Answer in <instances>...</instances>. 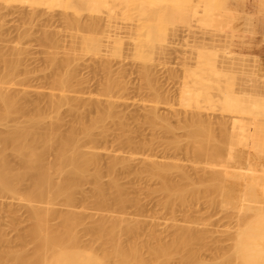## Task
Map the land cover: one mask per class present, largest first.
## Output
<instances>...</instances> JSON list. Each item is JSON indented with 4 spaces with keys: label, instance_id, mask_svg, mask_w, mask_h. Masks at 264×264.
Instances as JSON below:
<instances>
[{
    "label": "rangeland",
    "instance_id": "374dc122",
    "mask_svg": "<svg viewBox=\"0 0 264 264\" xmlns=\"http://www.w3.org/2000/svg\"><path fill=\"white\" fill-rule=\"evenodd\" d=\"M194 1L192 9L202 11L204 0ZM217 1L220 4L222 0H214V8L221 12L220 24L216 28L206 27L211 28L210 31L201 29L198 22L191 21L190 27V24L180 20L175 22L177 25L168 24L165 14L167 15L173 7L171 0L153 1L150 4L152 14L149 20L141 18L148 4L147 0H117L120 8H113L115 11L119 10L114 15L111 14V18L107 16L109 5L102 7L100 12L78 8V13H74L65 0H57L54 5L46 6L0 0V73L5 71L6 61H18V72L13 79L11 90L24 94L23 102L26 107L25 114H12L0 120V132L11 128L15 123L22 124L27 117L35 116L36 106L44 112L46 121L55 123L59 130L65 133L75 121L80 120L88 124L97 115L98 109L89 104L90 101H98L100 107L112 103L115 115L111 116L110 120L107 118V121L98 123L91 129V134L89 131L86 133L88 135L79 132L78 143L83 146L82 149L94 145L99 152L102 169L99 183L104 186V198L114 202L118 189L125 196L121 208L115 204L100 206L94 183L89 180H83L80 188L73 192L74 201L70 206L60 197L53 205L47 203L46 197L28 203L20 200L18 193L0 190V230L7 239L4 245H15L18 242V234L35 221L30 212L31 208L46 213L47 208L52 206L48 216L50 224L61 227L63 222H68L78 236L83 234L86 227H94L101 222L111 232L126 230L128 234H134L135 238L146 240L144 242L152 247L169 245L170 251L167 249L168 254L165 256L168 264H221L226 259L235 263L230 246L238 225L227 217L234 215L231 209L227 210L223 206L214 208L205 198L186 203H166L163 195L157 191L160 185L158 180L149 178L148 172L142 170L145 165L142 161L147 154L159 162L178 163L186 169L190 179L208 174L210 170L215 169L214 166L217 170L224 166L233 170H236L237 165L246 166L247 160L231 164L224 158L220 163L222 165L216 164L217 166L213 165L215 162L211 157L205 156L195 161L191 155L187 157L183 148L170 145L176 138L184 145L185 128L181 125L186 123L184 120L189 121L187 119L198 115L202 120L200 126L209 128L227 151L239 149L238 151L241 150L247 155L246 151L251 150V144L261 136L258 130L260 128L257 127L259 122L264 123V120H261L264 115L260 117L261 114L259 116L257 113L255 118L251 117V113L239 115L224 103L220 104L222 94L216 85L224 88L231 79L232 84L229 83V86L232 85L230 88L233 94L248 97H243L247 98L246 107L255 97H264V33L261 34L257 29V17L264 19V0H224L231 10L220 7ZM128 4L132 8H129ZM135 6L136 9L133 8ZM186 12L187 9L183 6V14ZM93 17H96V20L92 19ZM71 18L74 21L77 18L78 25L71 24ZM90 18L94 22L98 20L100 26L89 25L93 22ZM155 27L165 28L167 36L162 46L153 37L146 36V30L153 32ZM145 40L147 46L140 49L139 42L144 43ZM96 41L101 44L100 50L88 49V43ZM201 47L206 49L198 51ZM210 47L218 49L216 63L219 65V72H223V75L220 74L221 77L217 78L218 82L210 77L208 82L205 81L209 93L212 94L211 104L201 102L200 110L181 105L180 90L185 85L193 84L194 73L201 72L198 52H212ZM59 72L66 74L65 79L68 82L63 97L78 98L87 102L80 105L77 113L69 110L68 103L61 105L57 110L48 106L50 92L57 90L53 80ZM2 80L6 81L8 78ZM108 80H112L115 85L106 93L104 87ZM192 86L194 85L190 87ZM151 112L165 116L166 122L173 128L172 132L166 133L162 130L163 127H160L161 124L152 127L148 121ZM57 115L60 117L58 120ZM191 116L193 117L190 118ZM256 118H260V121L255 120ZM224 129H229L233 141L226 143L228 140L220 138ZM116 153L128 159L130 168L127 165L123 168L117 166L115 172L106 170L110 159ZM47 159L51 161L53 156L49 155ZM8 161L11 165L18 166L16 157H9ZM87 174H92V171ZM180 176V172H173L169 179L177 182L181 180ZM112 179H115L117 186L109 185ZM192 185L194 184H191V187ZM193 187V190H197L202 189L204 185L198 183ZM22 191L24 189L20 190ZM242 199L244 197L241 192L239 200ZM246 203L244 205H248V202ZM251 203L253 204V201H250L249 205ZM62 215H67L68 220L62 218ZM258 217L264 219V213H259ZM115 220L117 225L111 226V222L115 223ZM88 237L92 239L86 234L81 236L83 244L88 242ZM172 241H176L173 247ZM89 243L90 240L88 244H82V247L80 245V248L72 246L69 251L56 246L57 249H54L57 251L52 252L54 256L50 253L53 256L51 257L48 253L45 262L48 264L49 260L51 264L54 258L60 259L65 251H97V246ZM99 252L91 253L97 257L102 255L103 258V254ZM162 257V261L165 260ZM118 259V256L112 257L109 264H117Z\"/></svg>",
    "mask_w": 264,
    "mask_h": 264
},
{
    "label": "bare ground",
    "instance_id": "6f19581e",
    "mask_svg": "<svg viewBox=\"0 0 264 264\" xmlns=\"http://www.w3.org/2000/svg\"><path fill=\"white\" fill-rule=\"evenodd\" d=\"M6 1L27 2L32 6H46L54 5L57 0ZM153 1L163 0H147L148 4H146L145 10L141 14V18L145 20L151 19L152 6L150 4ZM65 3H67V6L73 10L74 13H78V8L89 12H100L102 7L109 5L110 8H108V12H106L109 14L107 16L110 18L119 10L115 11L113 8L115 6L120 8V4L117 0H65ZM171 4L173 7L170 8L167 15L165 14L168 24H174L178 20L185 24H190L192 21L198 22L197 24L202 27L201 29L205 28L206 30H210L211 28H207L211 26L216 28L220 24L221 12L214 8V0H204V8L202 11H195L192 9L195 4L194 0H171ZM127 6L131 7L130 4ZM183 6L187 9L185 15L183 14ZM123 8L121 7V9ZM133 8L136 9L137 6ZM199 12H201V14H198ZM251 16L252 15H250V17ZM92 19L96 20V17H93ZM92 19L90 18V21ZM76 20L74 21L73 19L71 24L78 25L77 23L79 20L77 18ZM94 20H92L93 22L89 25H92L93 27L100 26V22L98 20L94 22ZM177 23L179 24V22ZM146 36L153 37L154 40H157L158 44L162 46L167 34L165 28L155 27L153 32L146 30ZM146 43V40L144 43L139 42L138 47L142 49V47L147 46ZM88 44V49L94 51L100 50L101 44L98 41ZM201 49L204 50L206 48L201 47L200 50H197L201 51ZM203 50L201 54L198 52V62L201 64V72L194 73L195 79H192L194 81L193 84H191L194 86L191 88L190 84H188L190 86L185 85L180 90L179 95L181 105L190 106L197 110H200L202 106L200 104L201 102L206 101L211 104L210 102L212 101V94L209 93V87H206L207 85H205V81L208 82V77L215 81L217 78L221 77V70L219 72V65L217 66L215 58L218 49L214 50L212 48V52ZM225 50L227 51V49ZM207 54H210V56H207ZM17 62L18 61H6L5 71L0 73V83H3L0 84V120L8 118L12 114H23L24 111H26L23 102L24 94H19L11 90L14 84L13 79L18 72L19 65ZM202 71L207 72L208 75H205V72L203 73ZM147 72H145L146 76H148L149 73ZM221 75H223V72ZM4 78H8V80H2ZM65 78L67 79L66 74L61 72L55 76L53 84L56 86L57 90L55 92H50L48 106L51 109L57 110L61 105L68 103L70 105L69 110H71L72 113H77L80 105H85L87 102L85 103V101L78 98L68 99L63 97L65 86L68 83ZM227 82L229 81L227 80ZM227 82H225V85ZM229 83H231V79ZM229 83L224 88L221 86L219 87V84L216 83L219 92L222 94L219 99L221 102L220 104L224 103L229 109L237 114L251 113L253 116H250L255 118L258 113L259 116L261 114L260 117H263L264 97L259 96L254 98L252 96L254 99L251 101L247 100V102L249 101L250 103L249 106L246 107V105H248L246 103L248 97L244 95L247 98H243L244 96L242 97L241 95L237 96L233 94V90H231L232 83L230 86ZM114 85L115 84L112 80H108L104 87L105 92L108 93ZM249 99H251V96ZM89 104L94 105L98 109L97 115L88 124L80 120L75 121L65 133L60 131L59 126L55 123L46 121L44 112L41 108L36 106V108L34 107V109H36L35 116L27 117L25 121L21 122L22 124H19L20 122L15 123L16 125L11 126L9 129L7 128L4 132L1 131L0 190L9 193H18V198L28 203L46 197L47 203L53 205L55 200L60 197L66 205L70 206L74 201L73 192L80 188L83 180H89L94 183L95 195L98 197L97 202L100 206L104 204H115L118 208H121L125 196L120 189H118L115 194L114 202L107 201V199L104 198V186L99 183L100 172L102 170L100 167L99 152H97L94 145L82 149L83 146L81 147L78 143L79 132L88 135L86 133L89 131L91 134V129L95 128L98 123L107 121V118L110 120L109 118L115 115L114 113L116 112H114V105L108 103L107 105L100 107L98 101H90ZM207 106L210 107L211 105ZM248 107H250V109H248ZM34 113L35 112L33 111V114ZM79 115L80 114H78V116ZM58 117L59 116L57 115L56 120L60 119V117ZM164 117L165 116L161 117L156 115L155 112H151L148 118L149 124L152 127L161 124L160 127H163L162 130L164 129L166 133L172 132L173 128L171 127V124L168 125L166 122L167 119ZM192 117L193 116L190 118ZM259 119L256 118L255 120ZM187 120L189 121L184 120L186 123L181 125L183 126V129L185 128L184 145H182L183 143L181 140L176 138L170 143L172 147L183 148L188 155L187 157L191 155V157H194L195 161L205 156L214 159L213 161L215 163L213 165H222L220 163L224 158L227 162H231V164L247 160L246 162L248 163L246 166L238 167L237 165L236 170L225 166L222 167V169L217 170L214 166L215 170L212 166L214 170H210L208 174H204L197 179H190L187 175L188 173L186 169L183 166L178 165V163L159 162L158 160H154L152 155L147 154L142 161V163L145 164H142L144 165L142 170L148 172L149 178L158 180L160 185L157 191L163 195L166 203H186L205 198L214 208L216 206H223L227 210L231 209L234 215L229 212L231 217L227 216V213L224 214V216L233 219L232 221H236V224L238 225L235 234L233 235V242L230 246L235 257L233 259L235 262L234 264H264V219L258 217L259 213H264V125H262L264 123H258L260 125L257 128H260L258 130H260L261 136H259L260 138H257L258 141L257 139L254 140L257 143L255 142L254 144H251L252 147L251 150L249 149L250 151L246 148L249 152L246 151L248 154L245 155L241 150L238 151L239 149L227 151V149L217 141V138L215 137L216 135L214 136L209 128H202L203 126H200L202 120L199 115L198 117L196 116ZM179 128L181 127L179 126ZM252 129L254 130V127ZM228 130L224 129V131H222L223 134L220 137L221 139L228 140L226 143H229L234 139L230 136L229 133L231 132ZM91 136L87 137L91 138ZM252 140L253 139H251V141ZM245 143H247V141ZM171 146L169 147L171 148ZM169 147L167 148L169 149ZM9 155L16 157L18 166H13V164L11 165V163H9V157H12ZM49 155L53 156V160L49 161L47 159ZM127 165L128 168H130L128 159L121 157L116 153L110 159V164L106 170L109 172H115V170L118 169L117 166L123 168L127 167ZM89 171H92V174L88 175L87 173ZM173 172H180V177H182L181 180L176 182L169 179ZM198 183H203L204 187L202 189L198 188L197 190H193V186ZM191 184H194L192 185L193 188L191 187ZM109 185L113 187L117 186L115 179H112ZM245 188L246 191H244ZM23 189L24 191L20 192V190ZM241 192L244 197V199H242L243 201L241 200L242 202L239 200ZM250 201H253V204L251 203V205H249ZM246 202H248V205H244V203L247 204ZM52 209L53 207L49 206L47 208L48 212L43 213L38 211L37 208H31L30 212L35 221L30 227L18 234V242L15 245H4L3 243L7 241L6 235L0 230V264H46V255L49 253L51 256L50 253L56 252V246H59V248L63 250H68L69 248L72 249V246H78V248L82 247L83 242L81 236L83 237L85 234L86 236H91L92 239L88 237V242L90 240L89 244H95L97 246V251H100L103 254V258L101 257L102 255L98 256L99 258L96 254L94 255V253L97 252L96 250L88 251V249L87 251L90 252L88 253L87 251L84 252L85 250L81 251V249H76L77 251L74 250L73 252L68 253L65 251L60 259H52L53 262L51 264H109L111 258L114 256H118L119 258L117 264H168L166 263L168 260H166L167 258H165V256L168 254V252L166 253V250H169V245L167 247L164 245L152 247L147 244V242H144L146 240L142 241L141 239L135 238V235H131L130 231V234H128V231L126 232V230L111 232L101 222L97 223L94 227H86L83 234L78 236L74 228L68 224V222H63L61 227H56L50 224L48 216ZM251 215L254 217H250ZM62 218L68 220L67 215H62ZM114 225H117L116 220L115 223L114 221L111 222V226ZM134 238L135 240H133ZM88 242L86 243L88 244ZM173 244H176V241H172V247ZM91 252L94 253L92 254ZM163 255L164 257H162ZM161 257L165 258V260L163 259L162 261ZM48 262L50 263L49 260ZM221 264H233V262L231 259H226L222 261Z\"/></svg>",
    "mask_w": 264,
    "mask_h": 264
},
{
    "label": "crops",
    "instance_id": "0c3cea01",
    "mask_svg": "<svg viewBox=\"0 0 264 264\" xmlns=\"http://www.w3.org/2000/svg\"><path fill=\"white\" fill-rule=\"evenodd\" d=\"M241 1V0H240ZM243 1V0H242ZM218 3V1H217ZM219 4V3H218ZM220 7L231 10L226 1L222 0L219 4ZM257 29L258 31L263 34L264 33V19L262 17H257Z\"/></svg>",
    "mask_w": 264,
    "mask_h": 264
}]
</instances>
